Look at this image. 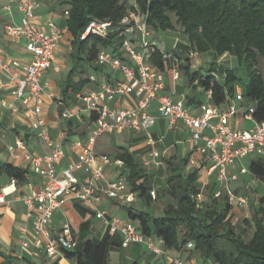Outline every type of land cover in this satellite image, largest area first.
Returning a JSON list of instances; mask_svg holds the SVG:
<instances>
[{"label": "built area", "instance_id": "built-area-1", "mask_svg": "<svg viewBox=\"0 0 264 264\" xmlns=\"http://www.w3.org/2000/svg\"><path fill=\"white\" fill-rule=\"evenodd\" d=\"M40 3L41 0H18L20 22L3 26L4 35L12 39L25 40L26 50L31 55L21 76L10 73L9 63L3 60L0 48V90L8 86L9 92L21 101L23 116L30 121V127L37 131V136L48 148L46 154L32 152L20 137H16L14 144L8 146L12 154L20 150L29 164L30 171L43 177L38 190L30 187L22 197L29 225V230L26 226L20 229V244L23 249L35 257L44 254L50 258L67 260L64 251L75 250L78 246L72 228L66 223L52 234L49 224L56 210L67 202H75L91 208L94 217L103 221L111 235L120 236L121 246L142 244L153 253L164 254L165 251L154 243V239L146 237L133 221L107 216L105 211L92 207L98 200V193L121 203L135 201L134 193L123 192L126 184L121 179L111 180L108 177L106 167L111 164L122 166L123 161L112 160L107 154L97 153L95 150L97 138L107 132H145L147 144L155 146L158 140L151 134V129L155 126L157 117L165 119L170 128L180 121L188 129L187 142L190 145V152L186 167L197 171L201 177L200 192L194 196L197 205L203 203L205 187L214 180L218 184L214 196L226 194L228 201L233 204L232 215L234 210L248 207L250 202L248 195L245 192H234L229 183L238 181L240 175L247 173L245 167L237 169V161L249 154L264 158V120L254 119L253 105L246 107L242 105L240 86H236L233 97L223 105L202 104L197 109H190L185 106L183 100L175 101L171 93H165L167 72H171L175 80L180 77L178 64H173L168 70H161L148 62L156 42L150 39L145 16L136 12L128 13L121 20L123 26L121 34L125 35V39L118 51L123 52L125 60L114 52L99 51L95 65L101 69L99 74L101 82L98 84V73L91 72L88 76L89 81L96 84L97 88L75 94L85 107L79 110L64 107L61 111L60 115L64 120H80L83 114L89 117L94 115L95 119L91 121L90 133L84 143H78L81 150L77 158L58 170V165L65 156L62 144L65 133L61 132L59 139L53 140L42 117L45 99L52 102L56 98L55 93H47L50 84L47 80H42V76L50 67L55 48L67 27H60L53 22L48 24V29L40 27L36 22L35 13ZM5 9L10 11V6H5ZM63 15L67 17V7L63 10ZM110 27V22L91 20L81 37L84 38L89 33L104 36ZM104 70L118 72L121 77L119 79L113 77L112 81H109L108 73ZM3 75L7 77L6 82L2 81ZM126 95L134 97L133 106L127 108L110 106L116 97ZM153 104L157 116L149 112ZM58 105L64 106L63 101L59 100ZM234 118L252 121L253 125L249 128L234 126L231 124ZM150 157L152 161L158 159L160 151L156 147L153 148ZM145 164H149V161ZM78 171H83L84 175ZM98 182L103 183L100 189L97 186ZM10 183L15 186L12 179ZM6 195V188H2L0 203L6 201ZM150 195L154 199L155 190L152 189ZM28 231L31 235L29 239ZM156 240L162 244L161 240ZM191 247L192 243H188L187 248ZM170 261L171 264H196L182 259L177 254L171 256Z\"/></svg>", "mask_w": 264, "mask_h": 264}, {"label": "trees", "instance_id": "trees-1", "mask_svg": "<svg viewBox=\"0 0 264 264\" xmlns=\"http://www.w3.org/2000/svg\"><path fill=\"white\" fill-rule=\"evenodd\" d=\"M65 5L68 15L65 26L72 36L70 70L62 85L63 92L76 94L89 86V74L99 72L95 65L101 50L119 52L125 35L121 20L130 12L145 16L150 34L179 31L187 40L185 57L177 50L161 51L157 44L148 62L161 70L178 64L187 92L184 104L197 109L202 104L223 105L240 86L243 106H254L253 117L264 120V0H55ZM91 20L110 22L104 35L89 33L82 38ZM155 41V40H152ZM176 55V59L172 57ZM192 54H208L220 58L233 57L236 65L222 71L209 61L204 67L191 68ZM91 121L95 119L93 115ZM187 158L171 157L165 160L166 179L161 189L167 202L161 215H153L148 207L162 195L155 190L154 199L150 177L135 161L128 147L118 146L114 159L123 161L125 180L130 191L143 207L136 203H120L129 220L146 236L159 239L164 251H175L184 260L213 264H264V158L256 155L248 165L255 183L248 185V208L253 232L249 241L236 233L231 210L233 204L226 194L215 197L218 184L212 180L204 190V200L197 205L194 196L200 192V175L186 167ZM28 169L17 167L0 159V177L12 179L16 186L27 182ZM252 189L254 193L251 192ZM80 215L88 210L78 203L73 205ZM192 243L191 248L187 244ZM121 246V238L108 230L98 241L84 240L75 250H65L71 264H111L109 254ZM196 257V258H195ZM8 264V263H7ZM56 264V263H52ZM133 264H139L133 262Z\"/></svg>", "mask_w": 264, "mask_h": 264}, {"label": "crops", "instance_id": "crops-1", "mask_svg": "<svg viewBox=\"0 0 264 264\" xmlns=\"http://www.w3.org/2000/svg\"><path fill=\"white\" fill-rule=\"evenodd\" d=\"M17 1L18 0H0V48L2 49L3 60L9 63L10 73L21 76L24 73L25 66L31 58L30 53L26 50L25 40L23 38L12 39L3 33V26L5 24H18L20 22L21 15L17 7ZM7 5L10 6V11L5 9ZM65 8V5H57L55 0H41L39 8L35 11L37 24L44 29H48V24L50 22L60 27H65L66 17L63 15V10ZM176 37L178 39L177 35ZM71 40L72 36L70 32L64 30L62 39L55 48L54 59L42 76V80H47L50 84L47 93L52 92L55 93L56 96L52 102L47 98L45 99L42 117L48 126L49 134L53 140H58L61 132L65 133V138L62 141L65 156L58 165V170L66 167L70 161L77 158V154L81 150L78 143H84L90 133L91 126V118L86 114H83L80 120H64L60 115L64 107L73 110H79L85 107V104L79 100L75 94L68 93V95H66L62 90V85L71 67L69 58ZM179 44L180 43L177 41L176 46H173L172 49L183 51ZM168 52L172 53V51ZM205 55L208 54H201V56ZM98 69L100 70L97 76L99 84L101 82L99 75L101 69L99 67ZM104 71L108 73L107 80L109 81H112L113 77L118 79L121 77L118 72L111 73L109 70ZM95 73L97 74V72ZM2 81L6 82L7 77L3 75ZM165 81V93H171L175 101L183 100L184 94L187 92L184 79L180 77L175 80L172 78L171 72H167ZM96 88V84L90 83L89 86L82 91H91ZM59 100L63 101L64 106L58 105ZM133 104L134 97L126 95L121 98L116 97V99L110 103V106L115 108H127L133 106ZM149 112L152 115H158L154 104ZM247 123H250V125L247 126ZM231 124L240 128H249L253 125V122L242 118H234ZM126 132L130 133L128 150L135 161L141 164L144 171L149 175L153 190H155V188L157 189L154 183L161 178V176L157 174L160 171L166 173V159L171 157L177 159L184 158L189 155L190 145L187 142L189 135L187 127L179 121L173 128H170L168 122L160 117H157L156 124L151 129V134L158 140L155 146L147 144V134L145 132H107L97 138L95 143L96 152L107 154L114 160L116 148L120 145L116 144L115 138L112 135L114 133L122 134ZM16 137H20L23 140L28 150L40 154L48 153V148L37 136V131L30 127V121L23 116L21 101L16 99L9 92L8 86H5V88L0 90V159L17 167L28 169L29 174L27 176V182L22 186H12L8 178L0 177V191L2 188H6L7 193L6 201L0 203V264H71L67 260L50 258L44 254L37 257L32 256L27 250L21 247L20 229L26 226L29 230L22 197L30 187L34 190H38L42 185L43 177L30 171L29 164L20 150H16L15 154L9 152L8 146L14 144ZM1 138L4 139V142H2ZM182 142L186 143V147L179 146ZM155 147L160 151V157L152 161L150 153ZM183 152L185 153L184 157L181 156ZM146 161H149V164H145ZM106 172L111 180L121 179L126 184L123 190L124 193L131 192L125 180L123 165L117 166L111 164L106 167ZM78 173L84 175L83 171H78ZM247 185L249 184L242 181V185H239L237 188L233 189V191L236 193H246V191H248ZM97 186L100 189L103 183L98 182ZM98 194V200L95 201L92 206L94 209L103 210L106 212L107 216L110 217L116 216L124 220L128 219L126 212L121 209L119 205L121 203L120 201L108 198L103 193ZM134 197L135 203L139 202L141 204L135 194ZM74 203L75 202H67L53 213L51 223L49 224L50 232L54 234L64 224L68 223L76 237L78 246L87 239H92L94 241L100 240L106 232L103 221L94 217V212L91 208L81 204L80 205L87 209L88 212L85 215H80L73 206ZM154 203H156V201H151L149 206ZM237 210L238 209L234 211ZM27 237L28 239L31 237L30 231H28ZM153 239L154 243L162 248V244L158 243L155 238ZM175 254V251H165L164 254H156L148 250L145 245L133 243L125 247H114L109 254V260L111 264H133V262H138L139 264H171L170 257ZM196 259V264H207L203 263L198 258Z\"/></svg>", "mask_w": 264, "mask_h": 264}, {"label": "rangeland", "instance_id": "rangeland-1", "mask_svg": "<svg viewBox=\"0 0 264 264\" xmlns=\"http://www.w3.org/2000/svg\"><path fill=\"white\" fill-rule=\"evenodd\" d=\"M176 35L178 36V39L176 37ZM151 38L152 40L156 41V44L158 46V48L161 51H173V46H176V42L178 41V43H180V47L183 49L182 52H180V50L178 52H180L182 54V57H185V51L187 48V40L185 38L184 35H182L179 31H177V29L175 31H163V32H159V33H153L151 34ZM186 43V44H185ZM172 57L176 59V55L172 54ZM191 59V68L192 69H198L200 67H204L206 64H208L209 61H213L214 64L216 65V67L219 68V70H223L225 68H230L236 65V61L233 57L229 56V55H225L222 56L220 58L217 57H213V55H205V56H201L198 54H192L190 56ZM264 66V61L261 62L260 64V69ZM181 77V76H180ZM179 77V78H180ZM250 123H247V126H249ZM130 133L126 132V133H122V134H116L114 133L112 136L115 138L116 144L120 145V146H129V136ZM2 142H4V139L1 138ZM180 147H186V143L182 142L180 145ZM182 157L185 156V153L183 152ZM256 157V154H249L248 156H246L245 158L239 160L236 162V166L237 169H239L240 167H245L247 169V173L240 175L239 176V180L238 181H232L229 183V187L233 190L235 188H237L239 185H242V181H245L246 183L249 184V186L254 185L255 186V181L252 177V175L248 172V165L250 163V161ZM158 176H161V178L159 180H157L154 184L157 187V189L155 188V190H158V192L161 193L162 195V187L164 185L165 179H166V175L167 173L160 171L158 174ZM260 189L258 191L262 192L263 191V185L260 184L259 182L256 183ZM252 193H254V191L252 189H250ZM156 193V192H155ZM167 197L166 196H161L160 198H158V200L156 201V203H154L153 205L149 206V211L153 214V215H161L162 211L165 207V203L167 202ZM136 207L140 208L143 207L142 204H140L139 202L136 203ZM251 213L248 207L246 208H242V209H238L237 211L234 212L233 217L234 219H232V223L236 228V233H238L239 235L242 236V238L245 241H249V239L251 238L252 232H253V225L251 222H244V219H250Z\"/></svg>", "mask_w": 264, "mask_h": 264}]
</instances>
